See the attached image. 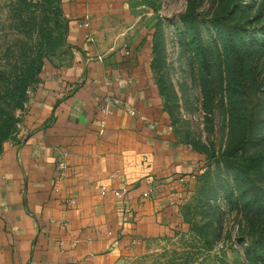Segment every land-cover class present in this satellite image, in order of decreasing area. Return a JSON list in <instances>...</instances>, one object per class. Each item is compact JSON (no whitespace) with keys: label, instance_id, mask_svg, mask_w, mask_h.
Masks as SVG:
<instances>
[{"label":"crops","instance_id":"crops-1","mask_svg":"<svg viewBox=\"0 0 264 264\" xmlns=\"http://www.w3.org/2000/svg\"><path fill=\"white\" fill-rule=\"evenodd\" d=\"M141 5L60 1L69 49L45 63L21 140L0 150V264H123L174 221L170 179L194 161L174 143L146 44L123 47L130 10ZM59 160L67 165L62 180ZM122 187L123 198L109 191Z\"/></svg>","mask_w":264,"mask_h":264},{"label":"rangeland","instance_id":"rangeland-1","mask_svg":"<svg viewBox=\"0 0 264 264\" xmlns=\"http://www.w3.org/2000/svg\"><path fill=\"white\" fill-rule=\"evenodd\" d=\"M141 4L130 10L123 47L146 44L174 143L194 163L170 179L176 211L169 229L123 264H264V0ZM53 12L44 0H0V132H9L2 147L21 140L45 63L60 62L69 49L47 46L48 34L65 30ZM236 147L237 169L219 155Z\"/></svg>","mask_w":264,"mask_h":264},{"label":"trees","instance_id":"trees-1","mask_svg":"<svg viewBox=\"0 0 264 264\" xmlns=\"http://www.w3.org/2000/svg\"><path fill=\"white\" fill-rule=\"evenodd\" d=\"M60 1L61 0H44V2L46 3V5L49 6V7H51L54 10L53 13L56 15L57 19H58V16H61L63 18L62 11H61V8H60ZM63 21L65 22V30H64V32H62V33L60 32V34L57 33L58 35L55 36V37H53L51 33L47 35L46 41H47V46L49 48H53L54 46H56L59 43H63L64 45H66V41H65V31L67 29V23L64 20V18H63ZM24 89H25V84H23V86L21 87L20 93H22ZM19 102H20V99H18V102H17V104L19 105L18 107L21 106V102L20 103ZM10 120L15 121L13 116H11ZM8 134H9V132L7 130H2L0 132V150L2 148L1 140L7 138ZM239 150H240V147H236V148H234V151H235L234 153H231L229 151H223L219 155H220L221 158H223V161L227 165H229L232 168L234 167L235 169H237L236 168L237 163L234 162V161H237V158L240 157V154H235ZM261 160H262V158H259L258 157L256 159H252V162L255 163V164H257V162L259 163ZM244 167H246V166H244ZM237 171H239V170H237ZM244 171H248V170L247 169H244Z\"/></svg>","mask_w":264,"mask_h":264},{"label":"built area","instance_id":"built-area-1","mask_svg":"<svg viewBox=\"0 0 264 264\" xmlns=\"http://www.w3.org/2000/svg\"><path fill=\"white\" fill-rule=\"evenodd\" d=\"M116 103H119L118 100H116ZM124 108H125V111L127 112V114L131 115V116H134L136 115V111L134 108H132L131 106L127 105V104H123ZM139 118L142 119V120H145V116L143 114H140L139 115ZM57 166V178L58 180H62L64 179V177L66 176V173H67V165L65 164L64 161L62 160H59L56 164ZM57 190V189H56ZM116 198H123L127 191H128V188L127 187H122V188H119V189H111L109 190ZM101 194H105L106 192H108L107 188L102 186L101 187ZM147 193H143V196H146ZM69 204L70 205H73L75 203V199L73 198H70L68 200ZM60 245L63 246V242H60Z\"/></svg>","mask_w":264,"mask_h":264}]
</instances>
